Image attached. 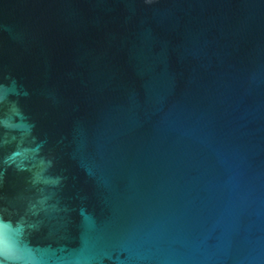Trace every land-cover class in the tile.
<instances>
[{"label":"water","instance_id":"obj_1","mask_svg":"<svg viewBox=\"0 0 264 264\" xmlns=\"http://www.w3.org/2000/svg\"><path fill=\"white\" fill-rule=\"evenodd\" d=\"M0 264H264V0H0Z\"/></svg>","mask_w":264,"mask_h":264}]
</instances>
